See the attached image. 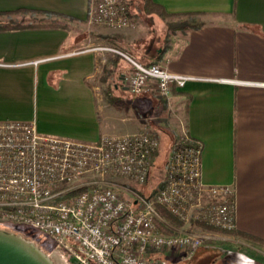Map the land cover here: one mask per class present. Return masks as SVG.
Instances as JSON below:
<instances>
[{
  "label": "crops",
  "instance_id": "1",
  "mask_svg": "<svg viewBox=\"0 0 264 264\" xmlns=\"http://www.w3.org/2000/svg\"><path fill=\"white\" fill-rule=\"evenodd\" d=\"M153 1L170 16L113 30L90 23L92 0H0V12L54 13L0 30V121H34L42 134L90 143L188 134L203 145V183L232 185L236 229L264 240V0ZM191 13L201 27L170 26ZM100 46L199 79L168 98L131 97L117 91L129 89L131 63Z\"/></svg>",
  "mask_w": 264,
  "mask_h": 264
},
{
  "label": "built area",
  "instance_id": "2",
  "mask_svg": "<svg viewBox=\"0 0 264 264\" xmlns=\"http://www.w3.org/2000/svg\"><path fill=\"white\" fill-rule=\"evenodd\" d=\"M89 21L113 30L133 25L129 0H92ZM125 57V78L136 95L170 97L198 77L176 73L159 62L144 64L128 52L100 46ZM159 138L151 132L83 142L42 134L33 121H0V220L30 225L51 236L77 264H168L157 256L171 251L193 256L209 231L171 227L156 205L186 225L236 229L235 188L205 185L199 140L186 134L171 147L162 185L147 198L128 200L113 179L148 181Z\"/></svg>",
  "mask_w": 264,
  "mask_h": 264
},
{
  "label": "rangeland",
  "instance_id": "3",
  "mask_svg": "<svg viewBox=\"0 0 264 264\" xmlns=\"http://www.w3.org/2000/svg\"><path fill=\"white\" fill-rule=\"evenodd\" d=\"M131 3V12L135 20L149 24L153 23V17L146 14L143 10L144 0H129ZM43 15L42 13L22 12L15 14L14 19L22 21H51L52 17ZM169 17V16H168ZM48 18V20H46ZM200 19L196 16L174 17V24H180L190 21L191 19ZM2 19H5L4 17ZM151 24V23H150ZM112 47V46H110ZM127 52L126 49H123ZM121 50V51H123ZM124 59H126L124 57ZM118 92L125 93L131 97L136 96L130 89H124L120 86ZM156 113V108H154ZM160 140V149L157 153L154 167L147 182L137 183L124 177H116L113 181L116 182L117 188L123 192L125 198L128 200L137 199L138 193L148 195L156 191L163 183L167 162L170 156L171 147L175 139L166 137L161 132L157 133ZM178 140V139H177ZM175 140V141H177ZM180 228H187L189 230L209 231L215 234V239L207 241L205 244L214 249V252L208 255H199L197 258L186 255L184 252L171 251L169 253H158L157 256L167 260L168 264H264V244L259 242L245 239L243 237L234 236L215 227H203L201 225L182 224ZM0 230L8 233H13L28 239L34 243L39 249L47 254L50 259L56 264H77L72 255L62 247H58L57 242L49 235L41 230L34 228L30 225L15 223L11 221L0 220ZM172 230V229H171ZM173 233V230L170 232ZM198 252V251H197ZM196 252V253H197ZM201 256L206 257L205 262L201 261ZM204 259V258H203Z\"/></svg>",
  "mask_w": 264,
  "mask_h": 264
},
{
  "label": "trees",
  "instance_id": "4",
  "mask_svg": "<svg viewBox=\"0 0 264 264\" xmlns=\"http://www.w3.org/2000/svg\"><path fill=\"white\" fill-rule=\"evenodd\" d=\"M129 6H130V10H131V3L129 2ZM143 10L146 14L148 15H159L163 18L170 16L169 13L166 12V10L159 4L155 3L153 0H144V5H143ZM25 12L24 10H18V11H9V12H0V30H5V29H13V28H24V27H30L32 26L31 24H33L32 22L30 23H25V21L22 20H17L14 19L13 16L15 14H19ZM33 12H37V11H33ZM54 15V13H48V15ZM132 14V12H131ZM190 16H194L192 13ZM5 19H2V18ZM133 17V15H132ZM204 23L202 21H200L199 19H191L190 21L187 22H183L180 24H171V27L174 28H181V29H188V28H199L203 25ZM158 153V152H157ZM156 153V156H157ZM155 192V191H154ZM154 192L150 195H148V198H150ZM143 196H145V194L139 193ZM147 196V195H146ZM156 209L158 211V213L160 214V216L166 221H161L156 219V224L159 228L160 231L164 232V233H170L172 230L171 227H179L183 224L182 221H180L176 216H174L173 214H171L164 206L161 205H156ZM203 227H211V226H206V225H201ZM218 229V228H216ZM228 232L230 234L239 236V237H244L247 238L249 240H253L259 243L264 244V240L251 235L249 233H245L242 231H239L237 229L232 230V231H225ZM201 250V252H199ZM198 250V252L196 254H194L192 257L193 258H197V256L199 255H208L211 254V252H214V249L212 247H210L209 245H203L201 248ZM212 255V254H211ZM201 256L200 260L203 262H205L207 259H205L206 257ZM200 257V256H199ZM204 258V259H203Z\"/></svg>",
  "mask_w": 264,
  "mask_h": 264
},
{
  "label": "water",
  "instance_id": "5",
  "mask_svg": "<svg viewBox=\"0 0 264 264\" xmlns=\"http://www.w3.org/2000/svg\"><path fill=\"white\" fill-rule=\"evenodd\" d=\"M0 264L56 263L28 239L0 230Z\"/></svg>",
  "mask_w": 264,
  "mask_h": 264
}]
</instances>
